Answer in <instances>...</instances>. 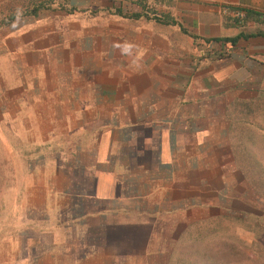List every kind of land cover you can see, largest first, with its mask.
<instances>
[{"label":"crops","instance_id":"obj_1","mask_svg":"<svg viewBox=\"0 0 264 264\" xmlns=\"http://www.w3.org/2000/svg\"><path fill=\"white\" fill-rule=\"evenodd\" d=\"M0 142V264H171L194 208L252 243L264 0H0Z\"/></svg>","mask_w":264,"mask_h":264},{"label":"rangeland","instance_id":"obj_2","mask_svg":"<svg viewBox=\"0 0 264 264\" xmlns=\"http://www.w3.org/2000/svg\"><path fill=\"white\" fill-rule=\"evenodd\" d=\"M4 153V143L0 142V231L6 225L4 215L8 207L5 203L9 201L7 199H12L11 190L5 189L7 178L11 175L5 173ZM186 213L184 217L190 220L187 218L181 225V229H185L176 249L180 253L172 257L175 264H264V225L256 227L257 234L251 243V239L246 241L241 238L242 241L239 238L240 234L244 235L242 220H237L236 223L230 220L232 218L229 214H225L221 216L224 220L215 222L211 218L204 224L197 221L198 213L195 208Z\"/></svg>","mask_w":264,"mask_h":264},{"label":"built area","instance_id":"obj_3","mask_svg":"<svg viewBox=\"0 0 264 264\" xmlns=\"http://www.w3.org/2000/svg\"><path fill=\"white\" fill-rule=\"evenodd\" d=\"M220 9L222 13L230 15L238 24H242L247 16L246 11L241 7L222 5Z\"/></svg>","mask_w":264,"mask_h":264},{"label":"trees","instance_id":"obj_4","mask_svg":"<svg viewBox=\"0 0 264 264\" xmlns=\"http://www.w3.org/2000/svg\"><path fill=\"white\" fill-rule=\"evenodd\" d=\"M166 19H163V21ZM168 21V20H166ZM251 178V183L254 187V192L256 195H258L260 197V199L264 200V173L260 174V173H250ZM173 261V259H172ZM171 261V264H175L174 262ZM191 264H193V262H191ZM195 264V263H194Z\"/></svg>","mask_w":264,"mask_h":264}]
</instances>
